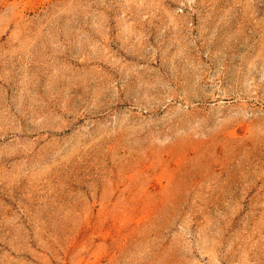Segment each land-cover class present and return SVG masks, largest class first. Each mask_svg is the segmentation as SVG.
<instances>
[{
	"label": "rangeland",
	"instance_id": "obj_1",
	"mask_svg": "<svg viewBox=\"0 0 264 264\" xmlns=\"http://www.w3.org/2000/svg\"><path fill=\"white\" fill-rule=\"evenodd\" d=\"M0 264H264V0H0Z\"/></svg>",
	"mask_w": 264,
	"mask_h": 264
}]
</instances>
